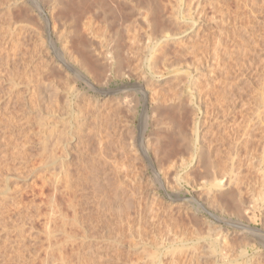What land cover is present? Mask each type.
I'll list each match as a JSON object with an SVG mask.
<instances>
[{
    "label": "rangeland",
    "instance_id": "obj_1",
    "mask_svg": "<svg viewBox=\"0 0 264 264\" xmlns=\"http://www.w3.org/2000/svg\"><path fill=\"white\" fill-rule=\"evenodd\" d=\"M86 1L65 0L67 7L63 9L68 10L65 11L55 0H0V166L11 164L17 169L14 174H18L11 177L8 183L0 175V187L8 195L21 192L22 202L35 199L40 203L47 200L53 192V168L55 172L60 170L61 159L67 152L69 159L66 157V163L74 183L71 193L67 194L70 199L67 195H61L63 193L57 194L58 202H62L59 212L68 214V219H64L66 221L56 212L55 224L52 220L51 225L49 220L43 218V213V217L27 225L23 237L18 238L12 228L7 232L0 230V264H227L228 261V264H264V208L262 206V210L259 204L256 205L262 201L258 191L264 188V174H260L253 164L258 162L257 157H261L264 151V102L261 101L264 100V1L229 0L220 7L222 12L219 6L205 4L204 28L200 30V35L195 37L199 27L189 29L185 38L179 39L180 43L169 49L167 60H157L155 63L157 71L165 72L166 78L161 80L158 76L157 79L152 78L147 70L150 69L149 63H146L147 58L151 57L150 50H143L145 45L142 46V41L132 47L136 43L133 44L130 37L138 34L139 40H145L146 36L154 38L163 35L160 30L163 23L158 13L156 17L155 14L152 16L154 28L159 26L155 33L147 24L150 21H144L151 13L148 7L145 8L148 0ZM164 1L158 2L161 8ZM101 4L106 11L100 9ZM89 10L93 14L95 12L97 17ZM69 15L72 16L71 20ZM134 26L139 29L134 28V31ZM179 29L178 33L182 32ZM217 35L224 40L221 38L219 41ZM119 37H122L121 40ZM91 40L90 45L88 41ZM78 41L91 47L85 50ZM121 42H125L122 47ZM136 46L143 49L136 52ZM117 52H121L119 54L123 57L122 68L116 65L117 60L112 57ZM81 56L89 60L88 63L95 58L97 61L92 60L91 63L99 64L101 68L96 67L98 73L90 65L89 69L92 70L85 69ZM135 58H139L140 64ZM108 59H112V65L105 71L103 65ZM137 64L138 68L143 67L142 71ZM123 68L131 69V73L125 69L123 71ZM187 68L201 76L197 85L201 96L199 104L197 100H194L195 104L185 100L184 82H179L182 76L180 79L176 77V74H181L179 70L183 72ZM121 72L124 74L120 75ZM29 81L33 82L30 84ZM28 83L36 88V92L27 97L23 91ZM140 87L148 90L147 99L143 97ZM138 88L141 91L136 92ZM122 90L121 96L124 98L120 102H123L117 103ZM179 97H184L182 102L185 108L173 106L181 102ZM189 103L199 107L201 112L198 109L192 112ZM144 116L149 119L145 125ZM193 116L195 123L191 120ZM180 130L188 134L192 142L195 143L197 139L196 143L205 153L210 151V154H206L215 162V170L210 171H216L215 174L221 177L226 175L233 178L232 183H235H231L230 188L239 189L232 191L238 193L242 201L245 199L248 212L256 213L255 220L246 218L248 223L245 215L238 214L232 200L223 205L217 196L210 195L208 199L207 193V196L202 195L201 192L205 193L211 187L209 176L204 173L211 167L206 160V164L202 161L206 159L203 156L205 153H198L196 159L188 155L182 145L185 139L180 136ZM100 133L109 140H104L106 147H109H104V157L99 152L97 137L104 138ZM140 135L154 147V153L152 148L149 149V156L144 155L135 142ZM158 138L171 147L169 151L165 145V150L160 148L163 152L158 151L159 143H164ZM133 141L136 150L130 145ZM123 145L130 150L122 152ZM45 164H48L47 169ZM232 174H236L235 177ZM40 175L51 179V184H46L45 197L39 194L43 183ZM237 177L241 179L238 181ZM48 180L44 178V181ZM205 188L207 191H204ZM172 198H178L177 202ZM68 200L73 207L68 206ZM10 201L7 208L12 209L11 213L14 207H11ZM45 208L42 211L49 210ZM230 222L234 224L230 225ZM240 226L249 227L250 231L241 230L243 227ZM50 229L57 230L54 236L53 233L48 234ZM225 232L230 233L233 239L224 244L219 237ZM7 233L11 236L7 235L9 245L5 243ZM251 236L252 242L249 243ZM50 241L54 247L48 253ZM222 255L227 258L224 256V259Z\"/></svg>",
    "mask_w": 264,
    "mask_h": 264
},
{
    "label": "bare ground",
    "instance_id": "obj_2",
    "mask_svg": "<svg viewBox=\"0 0 264 264\" xmlns=\"http://www.w3.org/2000/svg\"><path fill=\"white\" fill-rule=\"evenodd\" d=\"M15 1V0H14ZM56 1V4L58 5V6H61L62 7V9L61 10H65V9H63V8H65V7H67L66 5H65V0H55ZM86 1V0H85ZM100 1V0H99ZM98 1V2H99ZM102 1V0H101ZM100 1V2H101ZM109 1V0H108ZM107 1V2H108ZM114 1V0H113ZM117 1V0H116ZM121 1V0H120ZM124 1V0H123ZM122 1V2H123ZM140 1V0H139ZM143 1V0H142ZM160 1V0H159ZM159 1H156V0H148L147 1V6H145V8L146 7H148L149 9V11L151 12L150 14L148 13V16L149 17H146V20H144V21H150V22H148L147 24H150V26H151V28L153 29V31L156 29V28H154V25H153V22H154V18L152 17V16H154V14H155V17H156V13H158L159 15H157V16H159L160 17V19H161V21H162V23H163V25H162V23H161V25H162V28L160 29L161 30V33L163 34H161L162 36H160V37H158V35L156 36V37H154L153 35V37L154 38H150V37H148V36H146L147 38L145 39V40H142L143 38H141V40H139L140 38H138V34H136V35H131L130 37H132V43L134 44V43H136V44H134V46H132V45H130V46H132V47H135V45H137V43H140L141 41V43H143V47H144V45H145V48L143 49V47H141V46H139V48L136 46V49L134 50V51H136V52H138V50L140 49V48H142L143 50H150V54H151V57H149V58H147V59H149L148 61H146V63H149L148 64V68H150V69H147V70H149L150 71V76L152 75V78H156L157 76L158 77H161L160 78V80L161 79H165L166 77L164 76L165 74V72L164 73H162L161 71L159 72V71H157L156 70V68L157 67H155V63L157 62V60H159V62H161V60L163 59V60H167L166 58H168L167 56H168V53H169V49L171 50V47L174 45H176L177 43H180V41H179V39H182L183 37L185 38V35H187L188 34V30L189 29H195L196 27L199 29V30H197V32L195 33V34H192L193 36L195 35V37H197L198 35H200V30L201 29H203L204 28V23H203V17L206 15V12H205V4H210L211 6H219L218 8H220L221 6L223 7V6H225L227 3V1H229V0H166V2L165 3H162V4H164V6H163V8H161L162 6H160V3L158 4V2ZM163 1V0H162ZM247 1H251V0H247ZM256 1V0H255ZM257 1H259V0H257ZM262 1H264V0H262ZM79 2V1H78ZM77 2V3H78ZM87 2V1H86ZM89 2V1H88ZM93 2V1H92ZM97 2V1H96ZM99 2V3H100ZM104 2V1H103ZM102 2V3H103ZM106 2V3H107ZM137 2V4H139L138 3V1H136ZM20 3V2H19ZM19 3H17V4H19ZM71 3V2H70ZM73 3V2H72ZM76 3V4H77ZM90 3V2H89ZM99 3H97V4H99ZM118 3V2H117ZM240 3V2H239ZM262 3V2H261ZM11 4H13V3H11ZM79 4V3H78ZM80 4H81V2H80ZM83 4V3H82ZM84 4H85V2H84ZM84 4H83V6H84ZM104 4V3H103ZM103 4H101V8L100 9H103V10H105L104 9V5ZM110 4V3H109ZM116 4V3H115ZM137 4H135V5H137ZM161 4V5H162ZM243 4V3H242ZM245 4H246V2H245ZM14 5H15V3H14ZM20 5V4H19ZM74 5H75V3H74ZM87 5H89V4H87ZM91 5H92V3H91ZM91 5H90V7H91ZM104 7H103V6ZM105 5H107V4H105ZM118 5V4H117ZM120 5V4H119ZM124 5H126V4H124ZM123 5V6H124ZM139 5H141V4H139ZM143 5V4H142ZM141 5V6H142ZM79 6V5H78ZM81 6V5H80ZM86 6V5H85ZM93 7H94V5H92ZM99 6V5H98ZM122 6V5H121ZM207 6V5H206ZM87 7V6H86ZM85 7V9L87 10V8ZM103 7V8H102ZM107 7V6H106ZM110 7V6H109ZM140 7V6H139ZM205 7V8H204ZM230 7V6H229ZM70 8V7H69ZM68 8V9H69ZM72 8H74V7H71V9ZM82 8V11H81V13L82 12H84L83 11V7H81ZM88 8H89V6H88ZM113 8V7H112ZM115 8V7H114ZM119 8V7H118ZM124 8V7H123ZM167 8H168V11L167 12H165L166 10H167ZM54 9V8H53ZM75 9V8H74ZM90 9H93V8H90ZM252 9V8H251ZM55 10V9H54ZM60 10V9H59ZM60 10V11H61ZM73 10V9H72ZM94 10V9H93ZM97 10H98V8H97ZM107 10V9H106ZM105 10V11H106ZM112 10V9H111ZM121 10V9H120ZM216 10V9H215ZM227 10V9H226ZM256 10V9H255ZM262 10V9H261ZM65 11H68V10H65ZM76 11V10H75ZM79 11V10H78ZM90 12H91V10H89ZM95 11H96V9H95ZM99 11V10H98ZM115 11V10H114ZM127 11V10H126ZM220 11L222 12L223 11V9H221L220 8ZM250 11V10H249ZM254 11V10H253ZM258 11V10H257ZM74 12V11H73ZM89 12V13H90ZM100 12H102V10L100 11ZM116 13L118 12V11H115ZM132 12V11H131ZM145 12V11H144ZM54 13V12H53ZM72 13V12H71ZM78 13V12H77ZM76 13V14H77ZM80 13V12H79ZM92 13V12H91ZM97 13V12H96ZM106 13V12H105ZM128 13H129V10H128ZM134 13V12H133ZM133 13H132V16H133ZM142 12H140V14H141ZM55 14V13H54ZM93 14V13H92ZM94 14H95V12H94ZM94 14H93V16H94ZM100 14V13H99ZM121 14H123V13H121ZM120 14V15H121ZM135 14H136V12H135ZM63 15H65V14H63ZM73 15V14H72ZM83 15V14H82ZM96 15V14H95ZM112 15H114V14H112ZM120 15H117V17L118 18H122V16L120 17ZM124 15H125V11H124V14H123V17H124ZM223 15V19H224V13L222 14ZM238 15V14H237ZM68 16V15H67ZM70 16V15H69ZM77 15H75V17H76ZM104 16V15H103ZM107 16V15H106ZM115 16V15H114ZM131 16V17H132ZM145 16V15H144ZM249 16V15H248ZM55 17V16H54ZM58 17V16H57ZM63 17V16H62ZM96 17H97V15H96ZM222 17V16H221ZM67 18V17H66ZM71 18H72V16H70V20H71ZM78 18H80V17H78ZM86 18V17H85ZM116 18V17H115ZM127 18V17H126ZM40 19V18H39ZM57 19V18H56ZM55 19V20H56ZM68 19V18H67ZM98 19V18H97ZM106 19H108V18H106ZM123 19V18H122ZM137 19V18H136ZM155 19H158V18H155ZM200 19H202V21H200ZM58 20V19H57ZM66 20V19H65ZM74 20V19H73ZM84 20H86V19H84ZM88 20V19H87ZM90 20V19H89ZM112 20V19H111ZM58 21H60V19L58 20ZM64 20H62L61 22H63ZM77 21H79V19L77 20ZM103 21H104V19H103ZM120 21V20H119ZM119 21H117V22H119ZM126 21V20H125ZM136 21H138V20H136ZM159 21V20H158ZM68 22V21H67ZM74 22V21H73ZM87 22V21H86ZM122 22V21H121ZM157 21L155 20V23H156ZM90 23V22H89ZM120 23V22H119ZM181 23H183V27H180L179 25H181ZM63 24V23H62ZM84 24H86V23H84ZM83 24V25H84ZM108 24V23H107ZM118 24V23H117ZM121 24V23H120ZM139 24V23H138ZM60 25H61V23H60ZM90 25V24H89ZM89 25H87V26H89ZM141 25H143V24H141ZM145 25V24H144ZM159 25H160V23H159ZM118 26V25H117ZM138 26V25H137ZM147 26V25H146ZM145 26V27H146ZM94 27V26H93ZM140 27V26H139ZM155 27H156V25H155ZM175 27H177L176 29H175ZM85 28V27H84ZM89 28V27H88ZM92 28V27H91ZM134 28H135V26L132 28L133 30H134ZM138 28V27H137ZM137 28H135V29H137ZM158 28H159V26H158ZM157 28V29H158ZM174 28V29H173ZM178 28H180L181 29V31L182 32H180V33H178V31H177V29ZM78 29V28H77ZM139 29V28H138ZM156 29V30H157ZM179 29V30H180ZM192 29V30H193ZM76 30V29H75ZM83 30H85V29H83ZM92 30V29H91ZM94 30V29H93ZM160 30H158V32L160 31ZM74 31V30H73ZM81 30H79L78 31V33L80 32ZM89 31V30H88ZM135 31V30H134ZM142 31V30H141ZM250 31V30H249ZM75 32H77V31H75ZM85 32V31H84ZM95 32V31H94ZM131 32H132V30H131ZM143 32V31H142ZM142 32H140V34L142 33ZM82 34H83V32H81ZM137 33V32H136ZM145 33H147L148 34V32H145ZM154 33H155V31H154ZM157 33V32H156ZM40 34V33H39ZM94 35H95V33H93ZM152 34V33H151ZM253 34V33H252ZM76 35H78L77 33H76ZM191 35V36H192ZM247 35V34H246ZM90 36V35H89ZM144 36V35H143ZM218 36V35H217ZM242 36H244V35H242ZM96 37V36H95ZM129 37V38H130ZM219 37V36H218ZM120 38H122V37H119L118 39L119 40H121ZM183 38V39H184ZM222 37H219L218 38V40L220 41V39H221ZM128 39V38H127ZM131 39V38H130ZM223 39V38H222ZM78 40V39H77ZM82 39H80V41H81ZM118 40V41H119ZM224 40V39H223ZM222 40V41H223ZM247 40V39H246ZM246 40H244V41H246ZM80 41H78V42H80ZM83 41V40H82ZM118 41H117V43H118ZM130 41V42H131ZM185 40H183V42H184ZM89 42H91V44H92V40L91 41H88V43ZM127 42H129V41H127ZM182 42V41H181ZM182 42V43H183ZM242 42V41H241ZM250 42V41H249ZM83 46H81V45H79L80 46V49H81V47H83V48H85V50H88V48L89 47H91L90 45H86V43L85 44H83V42H80ZM79 43V44H80ZM123 43H125V42H123ZM123 43L121 42V43H119L120 45H121V47H122V45H123ZM222 43V42H221ZM247 44H248V42H246ZM113 44H115L114 42H113ZM94 45V44H93ZM119 45V46H120ZM139 45V44H138ZM117 46V45H116ZM129 46V47H130ZM225 46H226V44H225ZM78 47V46H77ZM124 47L125 48H127L125 45H124ZM146 47H147V49H146ZM238 47V46H237ZM81 49V50H84V49ZM138 48V49H137ZM149 48V49H148ZM225 48H227V47H225ZM228 48H229V46H228ZM78 49H79V47H78ZM122 49H124V48H122ZM173 49V48H172ZM80 50V51H81ZM117 50H119L120 51V48L118 47L117 48ZM132 49H130V51H131ZM143 50H141V51H143ZM246 50V49H245ZM79 51V50H78ZM146 51L144 52V54L146 53ZM173 51V50H172ZM106 52H108V51H106ZM110 53V52H109ZM119 53H121V52H117V54L115 53V54H113V56L112 57H114V60L117 62L116 63V65H118L119 64V66L122 68V66L123 65H121L122 64V58L123 57H121V55L119 54ZM178 53V52H177ZM243 53H244V51H243ZM79 54H80V52H79ZM96 54H98V53H96ZM108 53H106V55H107ZM132 54V53H131ZM88 55V54H87ZM91 55H93V54H91ZM94 55H95V53H94ZM93 55V57H95ZM109 55V56H110ZM123 55V54H122ZM148 55V54H147ZM243 55V54H242ZM89 56H90V54H89ZM99 56H100V54H99ZM139 56V55H138ZM175 56V55H174ZM173 56V57H174ZM177 56H180L181 57V54H178ZM108 57V56H107ZM134 57V56H133ZM143 57V56H142ZM100 58V57H99ZM144 58H146V55H145V57ZM89 59H91V58H89ZM95 59V58H94ZM93 58L91 59V61L88 63V61H86L87 59H85L84 57H82L81 56V63H82V65H83V67H85V69H87V70H92V68H94V69H96V67H98V65L96 66V64H94V63H91L92 62V60H94ZM105 59V58H104ZM107 59V58H106ZM136 59V58H135ZM138 60H139V58H137ZM136 59V60H137ZM140 59H142L141 57H140ZM173 59V58H172ZM111 61H112V59H110ZM109 59L108 60H106V62H105V64L103 65V67H104V70L106 71H108V69L109 68H111V65H112V62L110 61ZM137 60V62L139 63V61ZM144 60V59H143ZM95 61H97V60H94L93 62H95ZM125 61H126V59H125ZM114 62V61H113ZM124 62V61H123ZM130 61H128V63H129ZM141 62H142V60H141ZM143 62H145V61H143ZM91 63V64H90ZM99 63H100V61H99ZM126 63V62H125ZM164 63V62H163ZM52 64V63H51ZM93 64V65H92ZM101 64V63H100ZM102 64H103V62H102ZM140 64V63H139ZM139 64H137L136 66H137V68H138V65ZM141 64H143V63H141ZM159 64V63H158ZM57 65V64H56ZM92 66V68L91 69H89V67L90 66ZM125 65V64H124ZM49 66H52V65H49ZM119 66H117V67H119ZM135 66V67H136ZM155 67V68H154ZM99 69L101 68V67H98ZM98 68L96 69V71L98 70ZM125 68H127V67H125ZM125 68H123V71H124V69ZM139 68L141 69V68H143V67H140L139 66ZM138 68V69H139ZM145 68H147V67H145ZM84 69V70H85ZM93 69V70H94ZM103 69V68H102ZM115 69H116V67H115ZM119 70H122V69H119ZM126 70V69H125ZM128 70V69H127ZM126 70V71H127ZM146 70V69H145ZM144 70V71H145ZM146 70V71H147ZM177 70V69H176ZM116 71H118V70H116ZM125 71V72H126ZM129 71V70H128ZM141 71H142V69H141ZM175 71V69L173 70V72ZM87 72V71H86ZM90 72V71H89ZM92 72V71H91ZM119 72V71H118ZM130 73H131V69H130V71H129ZM181 72V74H180V76H179V74H176V75H178V76H176V77H178L179 79H180V77L182 78V80L180 79H178L179 80V82L181 81H183L184 83H182V84H184L183 86H184V89H185V92H186V94H187V99H185V100H191L190 102L192 103H196L197 102V104H199L200 103V101H201V96H199V94H200V89H198L197 88V85L200 83V79H201V76L199 75L198 76V74L197 75H195L194 74V71L191 69V68H187L186 70H184L183 72L182 71H180L179 70V72L178 73H180ZM93 73H95V72H93ZM97 73H98V71H97ZM130 73H129V75H130ZM142 73H144V72H142ZM123 74H124V72H123ZM122 74V72L120 73V75H123ZM39 75V74H38ZM118 75H119V73H118ZM128 75V74H127ZM175 75V74H174ZM94 76H95V74H94ZM116 76V75H115ZM144 76V75H143ZM175 77V78H176ZM107 78H109V77H107ZM147 78H148V76H147ZM146 78V79H147ZM35 79V78H34ZM37 79H39V78H37ZM150 79V78H149ZM157 79V78H156ZM33 80V79H32ZM144 80H145V78H144ZM143 79H142V81H144ZM34 81V80H33ZM33 81H31V82H33ZM36 81V80H35ZM150 81V80H149ZM148 81V82H149ZM31 82L29 81V83L31 84ZM29 83H28V85L25 87L26 88V90L25 91H23L24 92V94L23 95H26L27 97H28V95H30L31 93L33 94V92H36V88L35 87H33L34 88V90H33V88H32V86H29ZM37 82H35V84H36ZM35 84H33L34 86H36ZM147 84V83H146ZM181 84V83H180ZM38 85V84H37ZM137 86V85H136ZM144 87H147V86H144ZM144 87H142V88H144ZM141 88V87H140ZM140 88H138L137 89V91L136 92H138V90L139 91H141L142 90V88H141V90H140ZM181 89V88H180ZM183 89V88H182ZM124 90V89H123ZM123 90L119 93V98H121V99H119V98H117L116 100H117V103H118V101L120 102V100H122V97L124 98V96H121L122 95V93H123ZM130 90V89H129ZM107 92L109 93V91L107 90ZM111 92V91H110ZM125 92V91H124ZM133 92V91H132ZM142 92H143V97L145 98V99H147V96H149V92H148V90L145 88L144 90H142ZM141 92V93H142ZM111 94V93H110ZM115 94V93H114ZM113 95V94H112ZM117 95V94H116ZM126 95V94H125ZM131 95V94H130ZM150 95H151V92H150ZM152 95H154V94H152ZM155 96V95H154ZM154 96L153 97H151V98H154ZM139 98V97H138ZM142 98V97H141ZM149 98V97H148ZM180 98V97H179ZM124 100V99H123ZM158 100H160V99H158ZM179 100H181V102H179L177 105H173V106H175V108H176V106H179L180 107V109L183 107V108H185V104L183 103L184 102V97H182V98H180ZM194 100H197L196 102L194 101ZM28 101V100H27ZM96 102H97V100H95ZM94 101V104L95 105H97V103ZM155 101H156V98H155ZM183 101V102H182ZM262 102H264V100H261ZM123 102V101H122ZM122 102H120V103H122ZM124 102H126V101H124ZM158 102V101H157ZM156 102V103H157ZM178 102V101H177ZM132 103V102H131ZM155 103V104H156ZM186 103V102H185ZM191 103H189V108H191V111L192 112H195L196 111V109H198L199 107H197L196 108V105L194 106V105H192ZM127 104V103H126ZM174 104H175V102H174ZM187 105H188V103H186ZM118 105V104H117ZM120 105V104H119ZM158 105H159V103H158ZM161 105V104H160ZM172 105V104H171ZM170 105V106H171ZM186 105V106H187ZM172 106V107H173ZM134 107V106H133ZM178 107V108H179ZM201 107V106H200ZM117 108V107H116ZM178 108H177V112L176 113H178ZM100 109V108H99ZM112 109V108H111ZM114 109V108H113ZM155 109H156V107H155ZM179 109V110H180ZM157 110V109H156ZM176 110V109H175ZM259 110V109H258ZM155 111V110H154ZM182 111H183V109H182ZM198 111H200L199 109H198ZM108 112H110V111H108ZM152 112H153V110H152ZM180 112V111H179ZM201 112V111H200ZM155 113H157V112H155ZM180 113H182V112H180ZM195 114V113H194ZM147 115H148V113H147ZM146 115V116H147ZM146 116H144L143 118H144V120H143V125H145L146 124V120H147V118L148 117H146ZM149 116V115H148ZM154 116V115H153ZM115 117V116H114ZM184 117V116H183ZM182 118V117H181ZM149 120V119H148ZM147 120V121H148ZM182 120V119H181ZM191 120H193L192 122L193 123H195V121H196V118L193 116V119H191ZM151 122V121H150ZM181 122V121H180ZM184 122V121H183ZM108 123V122H107ZM114 123H116V122H114ZM177 123V122H176ZM55 124V123H54ZM109 124V123H108ZM148 124V123H147ZM83 125V124H82ZM81 125V126H82ZM86 125V124H85ZM110 125H111V123H110ZM150 125V124H149ZM55 126V125H54ZM109 126V125H108ZM192 126V125H191ZM193 126H194V124H193ZM196 126H197V124H196ZM56 127V126H55ZM195 127V126H194ZM80 128V127H79ZM195 128H197V127H195ZM148 129V128H147ZM193 130H194V128H192ZM101 130V129H100ZM199 130V129H198ZM197 130V131H198ZM144 131H145V129H144ZM183 130H180V136L183 138V139H185V141H184V144H182V145H184V147L186 148V150H187V152L189 153L188 155L189 156H193L192 158H194V159H196L195 158V156L198 154V153H200L199 155H201V153H205L204 151H203V149L202 148H200L199 147V145L197 144L198 142H197V139H196V142L194 143V142H192V138L191 137H189V135L188 134H186V133H184V132H182ZM101 132V131H100ZM187 132V131H186ZM193 132V131H192ZM191 133V132H190ZM97 134V133H96ZM102 133H100L99 135L100 136H102L101 135ZM192 134V133H191ZM251 135V134H250ZM198 136V135H197ZM247 136H249V135H247ZM252 136V135H251ZM102 137H104V135L102 136ZM98 138V144H99V150L101 149V151H99V152H101L102 153V155H101V157L104 155L103 154V152L102 151H105L104 150V147H106V142H104V140L106 141V139H107V137H104V138H101V137H97ZM171 138V137H170ZM196 138V137H195ZM250 138V137H249ZM147 139V138H146ZM160 138H158V140H159ZM245 139V138H244ZM160 140H162V139H160ZM159 140V141H160ZM248 140V139H247ZM246 140V141H247ZM250 140V139H249ZM248 140V141H249ZM61 141H63V138H62V140ZM82 141V140H81ZM109 140L107 139V142H108ZM111 142H112V140H110ZM147 140H144V137H143V135H140L137 139H136V143L140 146L139 147V149H142L141 151H142V153L144 154V155H146V156H149V149L150 148H152V145H151V143H149V141H147ZM163 141V140H162ZM161 141V142H162ZM66 142V141H65ZM64 142V143H65ZM135 142L133 141V143L131 144L130 143V145H132V149H134V150H136V147H134V146H136V144H135ZM158 142V141H157ZM164 142V141H163ZM200 142V141H199ZM202 142V141H201ZM200 142V143H201ZM67 143V142H66ZM70 143V142H69ZM72 143V142H71ZM203 143V142H202ZM206 143V142H205ZM63 144V143H62ZM119 144V143H118ZM157 144V143H156ZM247 144H248V142H247ZM56 145V144H55ZM71 145V144H70ZM69 145V146H70ZM108 145V144H107ZM110 145V144H109ZM120 145V144H119ZM128 146V147H130L131 148V146ZM159 145H161L162 147H160ZM159 145H158V151H159V149L160 148H163L164 150H165V147L163 146V145H165V142L162 144H160L159 143ZM201 145H203V144H201ZM59 146V145H58ZM63 146V145H62ZM146 146V147H145ZM151 146V147H150ZM165 146H167V149L166 150H168L169 151V149L168 148H171L170 146H168V145H165ZM179 146H180V144H179ZM245 146V145H244ZM248 146V145H247ZM66 147H68V144H67V146L65 145V148ZM122 147H124V145L122 146ZM122 147H120V149H122ZM145 147V148H144ZM156 147V146H155ZM204 147H205V144H204ZM63 148H64V146H63ZM64 148V149H65ZM107 149L109 148V147H106ZM119 148V147H118ZM154 148V147H153ZM153 148L151 149L152 150V152L154 151L153 150ZM157 148V147H156ZM182 148V147H181ZM180 148V149H181ZM63 149V150H64ZM67 149L68 148H66L65 150L67 151ZM103 149V150H102ZM124 150L122 151V152H124L125 151V149H127V150H130L129 148H123ZM138 149V150H139ZM162 149V150H163ZM178 149V148H177ZM133 150V151H134ZM137 150V151H138ZM161 150V149H160ZM161 150V151H162ZM179 150V149H178ZM264 150V149H263ZM68 151H70V149L68 150ZM140 151V150H139ZM158 151H157V153H158ZM161 151H160V154L159 155H161ZM126 152V151H125ZM163 152V151H162ZM166 152V151H165ZM170 152H172V151H170ZM210 152V151H209ZM209 152H206L207 154L209 153ZM263 152V154H262V156L261 157H257L258 158V162L256 163H253V164H255L254 166H255V168L256 167H258V169H257V171H259V172H261L260 174H264V151H262ZM118 153V152H117ZM154 153V152H153ZM156 153V152H155ZM168 153V152H167ZM182 153V152H181ZM205 153V155H203L206 159H204L203 158V156L202 157H200L199 155V157L200 158H203L202 159V161L204 162L205 160L207 161V164H208V166L209 167H211L210 169H208L207 168V165L205 166L206 168V170L208 169L209 171L211 170V169H213V170H215L214 169V164H215V162L213 163V159H210V158H212V157H210L209 158V155H207ZM65 154V153H64ZM70 154H71V151H70ZM116 154V153H115ZM163 154V153H162ZM210 154V153H209ZM106 155V154H105ZM104 155V156H105ZM157 155V154H156ZM181 155H185V154H181ZM103 156V157H104ZM142 156V155H141ZM69 159V154H68V152H67V155H63V157H62V159H61V167L59 168L60 170L58 171V172H55L56 171V169H54L53 168V179H52V181H51V179L50 180H48L47 179V177H44V178H46V181L48 180V182H46V181H44V178L42 177V175L44 176L45 174H43L42 173V175H40L41 177H42V184H41V186H40V191H39V194H41V195H44V191H45V188L47 187L46 186V184H48V185H50L51 183H52V185H53V192L51 193V195H49V198H47V200H43V201H41L40 203H38V202H36L35 201V199L34 200H29V201H27V202H25V201H23L22 202V197H21V195H20V193L21 192H19V194H10L11 193V191H13V189L14 188H12V190L9 192V194L10 195H8V193H6L7 191H5V190H3L4 188H1L0 190V230H2V232L3 231H6V230H9V229H11L16 235H17V237L19 238V237H23L24 236V230L26 229V227H27V225L29 224H32L34 221H37L39 218H41V217H43L42 215H43V213H44V216L45 217H43V218H46L47 220H49V223L51 224V221L53 220V222L52 223H54V221L56 220L55 218H56V212L61 216V218L64 220V219H68V218H66L67 217V213L65 212V211H61V212H59V210H60V202H58V200H57V194L59 195V194H61V193H63V194H61V195H67V194H70L71 192V190H72V187H73V184L74 183H72V180H71V178H70V173H69V168L67 167V163H66V161H67V158ZM101 157H98V159H100ZM110 157V156H109ZM140 157V156H139ZM183 157V156H182ZM190 157V158H191ZM25 158V157H24ZM138 158V157H137ZM146 158V157H145ZM184 158V157H183ZM186 158V157H185ZM191 158V159H192ZM199 158V160L201 161V159ZM60 159V158H59ZM102 159V158H101ZM105 159V158H104ZM107 159V158H106ZM159 159V158H158ZM164 159V158H163ZM166 159V158H165ZM198 159V158H197ZM231 159V158H230ZM57 160V159H56ZM150 160V159H149ZM162 160V159H161ZM181 160H182V158H181ZM189 160V159H188ZM59 161V160H58ZM107 161V160H106ZM115 161V160H114ZM117 161V160H116ZM191 161V160H190ZM195 161V160H194ZM205 161V162H206ZM28 162V161H27ZM98 162V161H97ZM102 162V160H100V163ZM113 162V161H112ZM158 162H160V161H158ZM184 162V161H183ZM183 162H181L182 164H183ZM204 162V164H206ZM233 162V161H232ZM56 163V161L55 160H53V164H55ZM199 163V162H198ZM110 164V163H109ZM251 164V163H250ZM11 165V164H10ZM10 165H8V164H6L5 165V167L2 169L1 168V166H0V175H1V178L2 177H4V181H6V183H8L9 182V180H10V178L11 177H13L14 175L16 176V175H18V174H14V173H17V172H15V169L16 168H14V167H11ZM104 165H105V163H104ZM160 165V164H159ZM173 165V164H172ZM184 165H185V162H184ZM44 166H46V168L45 169H47V167H48V164H45ZM115 166V165H114ZM234 166V165H233ZM253 166V165H252ZM253 166V167H254ZM16 167V166H15ZM20 167V166H19ZM18 167V168H19ZM101 167V166H100ZM116 167V166H115ZM21 168V167H20ZM118 168V167H117ZM17 170V169H16ZM33 170V169H32ZM109 170H111V169H109ZM19 171V170H18ZM47 171V170H46ZM117 171V170H116ZM115 171V172H116ZM168 171V170H167ZM205 171V170H204ZM207 171V172H204V173H207V175L206 176H209V183L211 184V187H209L208 188V191L206 190V188L204 189V191H207V192H201L202 193V195L203 194H205L206 195V193L208 194V196H207V198L209 197H211L210 195H214V197H216L217 196V199L219 198V200L223 203V205H227V204H229L230 203V200H232L233 201V204H234V206L236 207V209L238 210V214H243V215H245L246 217H244L245 218V220H246V218L248 219V220H252L253 221V219L255 220V215H256V213H254V211L253 212H250V210H249V212H248V210L245 208V205H244V200L242 201V199L240 198L241 196H237V194L238 193H236L237 191H239V189L238 188H236V189H238V190H236V189H234V188H232V189H234L233 191H235L236 190V192H233L232 191V189L230 188L231 187V183H232V180H233V178H228V176L226 177V175H225V177H221L220 175H216L215 173H216V171L214 172H212V171ZM233 171V170H232ZM118 172V171H117ZM231 173H233V172H231ZM235 173V172H234ZM238 173V172H237ZM236 173V174H237ZM117 174V173H116ZM235 174V175H236ZM20 175L21 174H19V177L18 178H20ZM168 175V174H167ZM230 175V174H229ZM233 175V174H232ZM235 175H233V177H235ZM238 175V174H237ZM217 176H220L221 178H219V177H217ZM239 176V175H238ZM261 176V175H260ZM262 176H264V175H262ZM261 176V178H263ZM17 177V176H16ZM22 177V176H21ZM143 177V176H142ZM156 177V176H155ZM241 177V176H240ZM206 178V177H205ZM208 178V177H207ZM12 179V178H11ZM89 179V178H88ZM96 179V178H95ZM238 179H241V178H238L237 177V180ZM142 180V179H141ZM147 180V179H146ZM145 180V181H146ZM159 180V179H158ZM183 180V179H182ZM189 180V179H188ZM208 180V179H207ZM206 180V181H207ZM264 180V179H263ZM51 181V183L49 184V182ZM179 181V180H178ZM234 181V180H233ZM236 181V180H235ZM239 181V180H238ZM242 181V180H241ZM244 181V180H243ZM18 182V181H17ZM73 182H74V180H73ZM188 182V181H187ZM190 182V181H189ZM237 182V181H236ZM263 182V181H262ZM77 183V182H76ZM167 183V182H166ZM194 183V182H193ZM196 183V182H195ZM235 183V182H234ZM234 183H232V184H234ZM238 183V182H237ZM236 183V184H237ZM78 184V183H77ZM161 184V183H160ZM187 184H189V183H187ZM192 184V183H191ZM209 184V185H210ZM236 184H235V186H236ZM196 185H200L201 186V184H199V183H197ZM237 185H239V184H237ZM251 185V184H250ZM9 186V185H8ZM15 186H17V185H15ZM169 186V185H168ZM178 186V185H177ZM183 186V185H182ZM248 186V185H247ZM264 186V185H263ZM3 187H5V186H3ZM12 186H10V188H11ZM92 187V186H91ZM180 187V186H179ZM234 187V186H233ZM241 187V186H240ZM262 187V186H261ZM6 188V187H5ZM7 188H9V187H7ZM198 188H201V187H199L198 186ZM97 189V188H96ZM181 189V188H180ZM261 189V188H260ZM259 189V190H260ZM9 190V189H8ZM178 190H179V188H178ZM242 191V190H241ZM99 192V191H98ZM16 193H18V191L16 192ZM258 193H260L259 194V198L262 200V201H259V202H257L256 203V205H260L261 206V208H262V206H263V208H264V188L263 189H261V191L259 192L258 191ZM46 194V193H45ZM53 194V195H52ZM97 194V193H96ZM40 195V196H41ZM60 195V196H61ZM151 195H152V193H151ZM22 196H23V194H22ZM46 195H44L43 197H45ZM65 196H64V198H65ZM68 196V195H67ZM100 196V195H99ZM103 196V195H102ZM48 197V196H47ZM152 197H154V196H152ZM205 197V196H204ZM213 197V196H212ZM68 198H69V196H68ZM68 198H66V200L68 199ZM179 198V197H178ZM178 198H176V199H178ZM208 198V199H209ZM240 198V199H239ZM253 198V197H252ZM257 198H258V195H257ZM256 198V199H257ZM258 198V199H259ZM10 199H11V201H10ZM44 199V198H43ZM70 199V198H69ZM176 199H173L172 198V200L173 201H176ZM183 199V198H182ZM8 200L11 202V204H12V206L11 207H14V209H13V212H11L10 213V210H12V209H10V208H7V206L9 205L8 204ZM42 200V199H41ZM253 200V199H252ZM31 201V202H30ZM255 201H258V200H254V202ZM65 202V201H64ZM67 202V201H66ZM177 202V201H176ZM248 202V201H247ZM253 202V201H252ZM250 203V204H252V206H254L253 205V203ZM263 202V203H262ZM62 203V202H61ZM221 203V204H222ZM261 203V204H260ZM8 204V205H7ZM68 206L69 207H73V203L72 202H70L69 200H68ZM179 205H181V204H179ZM255 205V206H256ZM46 206V208H48L49 210H47L46 208V210H43L42 211V209L44 208ZM249 206V205H248ZM249 207H251V206H249ZM256 207H258L259 208V206H256ZM254 208L255 210L257 209V208ZM7 208V209H6ZM62 209L61 210H63V207H61ZM251 208H253V207H251ZM263 208H262V210H263ZM6 209V210H5ZM260 209V208H259ZM258 209V210H259ZM236 210V211H237ZM235 211V212H236ZM252 211V210H251ZM263 212H264V210H263ZM232 214V213H231ZM264 214V213H263ZM230 216V215H229ZM240 216V215H239ZM242 216V215H241ZM58 217V216H57ZM241 218V217H240ZM37 219V220H36ZM224 219V218H223ZM66 220H64V221H66ZM248 220H246L247 222H248ZM231 221V220H230ZM48 222V221H47ZM244 223H246V222H244ZM249 223V222H248ZM49 224V225H50ZM55 224V223H54ZM53 224V225H54ZM64 224H65V222H64ZM67 224V223H66ZM231 224H234L233 222L231 223L230 222V225ZM52 225V224H51ZM222 225V224H221ZM220 225V226H221ZM215 226V225H214ZM219 226V227H220ZM238 226H239V224H238ZM248 226V225H247ZM31 227V226H30ZM54 227V226H53ZM235 227V226H234ZM237 227V226H236ZM240 227H243V226H240ZM239 227V228H240ZM216 228H218V227H216ZM225 228V227H224ZM231 228H232V226H231ZM236 229V228H235ZM238 229V228H237ZM241 230L242 229H245V231L248 229L249 230V227L247 228H240ZM252 229V228H251ZM255 229V228H254ZM219 230V229H218ZM221 230L222 229H220V233H221ZM233 230V229H232ZM246 231V232H249V231ZM57 230H49L48 231V234H52L53 233V236L55 235V232H56ZM214 231H216V230H214ZM225 231V230H224ZM240 231V230H239ZM244 231V232H245ZM252 231H253V229H252ZM7 232V231H6ZM218 232V233H219ZM226 232H227V230H226ZM222 233L221 235L220 234H218V235H220V237H219V239L221 238L222 240H223V242H224V244L226 243V242H230L233 238H232V235L230 234V233ZM229 232H230V230H229ZM233 232H234V230H233ZM237 232V231H236ZM242 232V231H241ZM240 232V233H241ZM246 232L244 233V234H246ZM256 232V231H255ZM243 233V232H242ZM252 233V232H251ZM256 234V233H255ZM8 233L6 234V237H5V243H7L8 245H9V237H11L10 235H8ZM217 235V234H216ZM233 235H235V234H233ZM242 235V234H241ZM252 235V234H251ZM257 235H258V233H257ZM3 236V235H2ZM237 236V235H236ZM244 236V235H243ZM255 236V235H254ZM217 237V236H216ZM15 238H16V236H15ZM49 238H50V236H49ZM218 238V237H217ZM217 238L215 239V240H217ZM240 238V237H239ZM243 238V237H242ZM249 237H247V239H248ZM251 238H252V236L250 237V239H248V240H251ZM17 239V238H16ZM21 239V238H20ZM19 239V240H20ZM23 239V238H22ZM21 239V240H22ZM219 239H218V241H219ZM244 239H246V236H244ZM243 239V240H244ZM214 240V239H213ZM214 240V241H215ZM254 240V239H253ZM23 241V240H22ZM246 241V240H245ZM211 242H213V241H211ZM221 243H222V241H220ZM249 243L250 242H252V240L251 241H248ZM2 243V242H1ZM216 243V242H215ZM219 243V242H218ZM246 243V242H245ZM6 244V245H7ZM12 244V246H13V242L11 243ZM10 244V245H11ZM212 244V243H211ZM214 244V243H213ZM223 244V243H222ZM219 245H220V243H219ZM218 245V246H219ZM3 246V245H2ZM11 246V247H12ZM48 248V253L50 252V251H52L53 250V247H54V244L50 241V243H49V245L47 246ZM220 247H222V246H220ZM224 247V246H223ZM217 249V248H216ZM212 250H215L214 248L212 249ZM216 251V250H215ZM214 252V251H213ZM225 254V253H224ZM225 256V255H224ZM223 255H222V257H224ZM221 257V258H222ZM226 257V256H225ZM225 257H224V259H225ZM227 258V257H226ZM229 258V257H228ZM223 259V260H224ZM227 260V259H226ZM229 260V259H228ZM228 263H229V261H228ZM227 263V264H228Z\"/></svg>",
    "mask_w": 264,
    "mask_h": 264
}]
</instances>
